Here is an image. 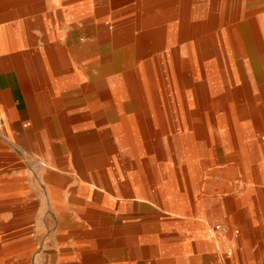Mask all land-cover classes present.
<instances>
[{"label":"rangeland","instance_id":"rangeland-1","mask_svg":"<svg viewBox=\"0 0 264 264\" xmlns=\"http://www.w3.org/2000/svg\"><path fill=\"white\" fill-rule=\"evenodd\" d=\"M174 2L29 0L39 25L27 26L33 14L17 12L12 23L25 24L23 33L13 26L11 49L0 46L12 98L0 104L13 106L11 116L0 109V264H200L206 250L198 224L207 223L224 251L215 226L227 222L199 220L195 200L264 199V94L257 96L264 82L230 107L231 129L204 118L202 83L222 94L230 82L217 78L220 85H212L214 74L201 79L179 52L183 67L169 86L166 61L179 47L176 36L166 40L180 10ZM189 4L202 10L195 22L207 23L214 9L218 27L227 17L235 25L264 15V0ZM131 33L126 62L102 73L116 55L112 43ZM212 33L194 42L206 47ZM51 43L57 52L48 57L44 45ZM259 46L264 58V27ZM251 54L252 70L264 73V61ZM7 87L0 82L2 96ZM187 208L189 218L180 214ZM255 242L263 254L261 240Z\"/></svg>","mask_w":264,"mask_h":264},{"label":"bare ground","instance_id":"bare-ground-1","mask_svg":"<svg viewBox=\"0 0 264 264\" xmlns=\"http://www.w3.org/2000/svg\"><path fill=\"white\" fill-rule=\"evenodd\" d=\"M176 1L177 0H175L174 3H176ZM178 1H179L180 10H178L179 13L175 16L177 21L170 23L167 26V32H166L167 34L166 40L168 44L170 43L169 37L172 38L176 36L179 46L178 48H175V51L170 53L171 54L170 64L168 61H166L165 69H167L168 72L167 74H168L169 86H171L170 80L172 74L178 75L179 74L178 71L181 70L183 67V65L179 60V55H180L179 52L186 55L185 63L189 58L191 59V61L194 62L193 68L196 70L195 73L199 72L200 73L199 77L201 79H203V74H204V78L206 76V79L210 74H214L215 78L212 79L213 81L212 85H220L217 83L219 78L220 80L223 79L226 83L230 82V87L228 84V87H226L225 89L223 88L222 94L219 93L221 89L220 86L218 88L219 90L218 89L210 90L209 87L207 88V86L203 84L204 82L202 83L201 88H199L198 91V103H200L201 106L208 109V112L205 113L203 117L209 119L211 116H214L219 120H224L226 123H228V127L226 128V130H229V128L230 129L232 128L230 122V116H231L230 107H232V105L235 103L236 104L240 103L244 97L245 98L249 97L248 90H251L250 89L251 86H254L257 82L258 83L264 82V73L259 74L258 72L252 70V54H251L252 51L257 52L256 63H258L260 59L264 61V58L258 55L260 50L259 37L264 27V15L263 14L257 15L254 18L246 19L235 25H231L230 23V21H234L232 20L233 17L231 19L227 17L224 23L218 27L214 9H211L207 14H205L207 18L206 21L207 23L195 22L193 21L194 19L202 16L201 14L202 10L198 11V10L190 9L189 7L191 5L189 4V2L191 0H178ZM4 6L5 9L6 6L7 9H9L7 10L6 14H8V16L12 18V20L16 18L18 11L30 12L27 14H33V16L30 21L25 20L26 26L27 23L29 25V22L32 23L33 25L36 24L39 25L37 14L34 15L35 12H33L35 11V6L33 4H30L29 0H11L10 3L8 0H6ZM175 24H176V29L174 26ZM21 26H25V24L21 23ZM20 29H22V31L24 30L23 27H21ZM211 31H213V33L210 34V37L214 40V43L213 41L205 42L206 47H203L201 45L202 43L194 42V40L197 39V37L201 36L200 38H204L208 36L209 32ZM215 37H217V39H214ZM117 40H118L117 42L114 41L112 43V48L115 49V53H116L115 56H112V60H113L112 64L106 67H102L101 69L102 73L110 72L111 70L112 71L117 70L120 67V64H122V62H126L128 55H130L129 54L130 50L128 48L133 47L134 44L132 33L121 35ZM191 44L193 46H191ZM182 45H186V46L183 47ZM54 47L55 45H53L52 43L49 45L48 44L44 45L45 56L51 57L53 54H55V52L57 51L52 50ZM207 54L212 55L213 58L205 62H201L200 56ZM85 58H89V57L85 56ZM167 58H168V53L166 59ZM51 63L54 64V61H52V59H51ZM254 63L255 62H253V64ZM221 66H224L222 67V70H221ZM114 79L115 77L113 78V81L117 87L118 81ZM251 88L255 90L253 87ZM117 91L120 92V89ZM256 91H258V87L256 88ZM263 94L264 93L262 88L258 92L257 96L261 95L262 97ZM212 95H216V96L219 95L218 99H216V101L214 100V102H212V99L210 100V97ZM211 122L213 123V121Z\"/></svg>","mask_w":264,"mask_h":264},{"label":"crops","instance_id":"crops-1","mask_svg":"<svg viewBox=\"0 0 264 264\" xmlns=\"http://www.w3.org/2000/svg\"><path fill=\"white\" fill-rule=\"evenodd\" d=\"M5 1L6 0H4V2ZM0 17L2 18L0 21V46H2V48L9 46L11 49L12 40L10 35L12 34V28L13 26H16L19 28L20 32L23 33L22 29H20L22 26L20 27L19 25L12 23V18L8 16V14L5 17L6 23H2L3 17L1 15ZM14 29L16 30L15 27ZM5 70L8 69L4 68V61L0 57V82L3 85L8 86L7 90L4 91V96L0 94V101L12 100L10 96L11 78H7L9 75L5 73ZM22 81L24 83V80ZM12 107V104H0V109H3L6 116L12 115ZM164 107H169V105L166 103ZM184 118V121L188 123L186 117ZM167 120L171 121V118L165 117V121ZM262 123H264V121ZM136 124L138 125V123L134 121L131 125L134 128L133 133L136 130L138 133H140L139 127H135ZM137 132H135V134L138 135ZM238 196L239 199L195 200V203L197 204L196 209L199 220L208 221L218 217L227 222L223 225L225 226V229L221 230L220 233L223 238L224 251L221 250L219 244L211 236L210 231L206 226L207 223L203 222L201 225L198 224L199 228L196 229V235L198 237L197 240L199 239V247L200 249L202 248V250H206L201 254L202 261L200 264H260L259 260L262 258V256H264V253L262 254L259 252L260 249L258 248V245L255 244V241H259L260 239L262 248H264V237H262L264 236V199H244L245 197L243 194ZM188 203H191V200L184 199V201H181V204L186 205ZM191 213H193V210L187 208L184 209L180 214H183L186 218H189ZM258 215L259 218H254ZM231 226L237 228H235V233H231V240H226L225 237L228 235V231L230 230ZM232 251L235 253L234 255L231 254Z\"/></svg>","mask_w":264,"mask_h":264},{"label":"built area","instance_id":"built-area-1","mask_svg":"<svg viewBox=\"0 0 264 264\" xmlns=\"http://www.w3.org/2000/svg\"><path fill=\"white\" fill-rule=\"evenodd\" d=\"M215 228L218 230H223V227H221L220 225H216Z\"/></svg>","mask_w":264,"mask_h":264}]
</instances>
